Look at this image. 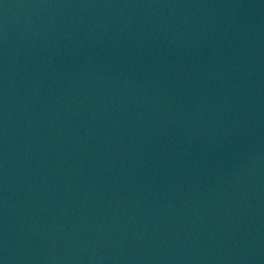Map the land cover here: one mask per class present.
<instances>
[{
    "label": "water",
    "instance_id": "water-1",
    "mask_svg": "<svg viewBox=\"0 0 264 264\" xmlns=\"http://www.w3.org/2000/svg\"><path fill=\"white\" fill-rule=\"evenodd\" d=\"M0 264H264V0H0Z\"/></svg>",
    "mask_w": 264,
    "mask_h": 264
}]
</instances>
